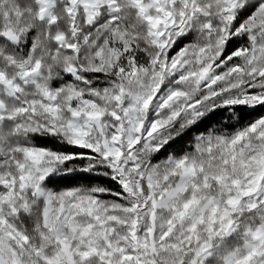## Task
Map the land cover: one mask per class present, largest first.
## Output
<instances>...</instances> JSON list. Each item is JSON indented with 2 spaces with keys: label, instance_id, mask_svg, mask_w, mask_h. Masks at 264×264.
<instances>
[{
  "label": "snow or ice",
  "instance_id": "obj_1",
  "mask_svg": "<svg viewBox=\"0 0 264 264\" xmlns=\"http://www.w3.org/2000/svg\"><path fill=\"white\" fill-rule=\"evenodd\" d=\"M0 264H264V0H0Z\"/></svg>",
  "mask_w": 264,
  "mask_h": 264
}]
</instances>
